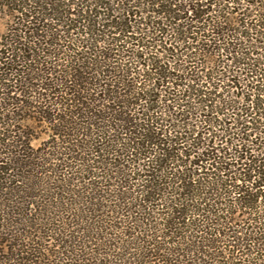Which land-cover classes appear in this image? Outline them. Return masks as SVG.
Returning <instances> with one entry per match:
<instances>
[{
	"label": "trees",
	"instance_id": "1",
	"mask_svg": "<svg viewBox=\"0 0 264 264\" xmlns=\"http://www.w3.org/2000/svg\"><path fill=\"white\" fill-rule=\"evenodd\" d=\"M0 13V264H264V0Z\"/></svg>",
	"mask_w": 264,
	"mask_h": 264
},
{
	"label": "rangeland",
	"instance_id": "2",
	"mask_svg": "<svg viewBox=\"0 0 264 264\" xmlns=\"http://www.w3.org/2000/svg\"><path fill=\"white\" fill-rule=\"evenodd\" d=\"M7 23H8V19L5 17V15L4 14H2V13H0V34H2V32L5 30V28H6V26H7ZM17 126H22V124L20 125V122H18L17 123ZM28 129H29V131H31L32 132V134H31V138H32V140L31 141H29L30 143V145L29 146H31V148H33V149H38V148H46L47 147V142L48 141H50L51 139H52V135H51V131L49 130V128H48V125H44V124H42L41 122L39 123V128L37 129V130H34L31 126H29L28 127ZM26 141V140H25ZM26 144H28V142H26ZM27 148H30V147H27ZM30 152H32L30 149H28ZM34 152V151H33ZM52 166V165H51ZM53 175H60L58 172H56V173H52ZM51 174V175H52ZM52 175V176H53ZM54 177H56V176H54ZM54 177L52 178V179H54ZM68 196L69 197V195L68 194H65L64 196ZM65 199H67L66 197H65ZM54 200H57L58 201V198H56V199H54ZM60 209V208H59ZM55 211V210H54ZM52 214H54V215H56V216H59V218H63V220H64V217L66 218V216L67 215H69V214H67V213H65L63 210H59V211H56V212H53ZM62 220V221H63ZM76 234V233H75ZM79 235V234H78ZM77 235V236H78ZM46 236V235H45ZM51 244L52 243H55V240L53 241V239H51ZM48 244V243H47ZM55 248V247H54ZM57 248V247H56ZM55 248V250H57ZM54 253H56L57 255L55 256H53V259L55 258V262H59V261H61L62 259H63V261L64 262H66V258L62 255V253L61 254H58L57 252H54Z\"/></svg>",
	"mask_w": 264,
	"mask_h": 264
}]
</instances>
